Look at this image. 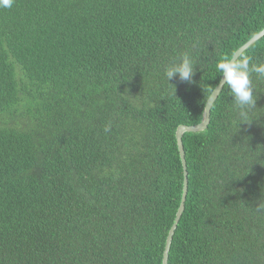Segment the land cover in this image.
Instances as JSON below:
<instances>
[{
    "label": "trees",
    "instance_id": "1",
    "mask_svg": "<svg viewBox=\"0 0 264 264\" xmlns=\"http://www.w3.org/2000/svg\"><path fill=\"white\" fill-rule=\"evenodd\" d=\"M263 27L264 0L0 8V264H162L183 186L175 130L201 121L215 62ZM186 51L194 82L168 84ZM244 55L264 62V36ZM252 83L250 123L234 125L225 88L206 129L182 135L167 264H264V79Z\"/></svg>",
    "mask_w": 264,
    "mask_h": 264
},
{
    "label": "clouds",
    "instance_id": "2",
    "mask_svg": "<svg viewBox=\"0 0 264 264\" xmlns=\"http://www.w3.org/2000/svg\"><path fill=\"white\" fill-rule=\"evenodd\" d=\"M14 2L15 0H0V8L10 9ZM196 66L195 58L186 51L167 63L163 68V74L167 83L176 77L182 82L193 83ZM214 67L216 74L222 79L219 86L211 87L210 100H214L227 88L236 111V118L233 121L234 125L237 127L240 123H250L253 120L250 116V111L257 108V93L254 90L252 76L255 74L258 78L264 79V62H254L247 55H232L231 58L223 57L217 60ZM214 93L215 98L213 99ZM203 103V111H206L209 108V102L203 101ZM104 131H110V126L106 125ZM257 210L264 211L261 203L257 205Z\"/></svg>",
    "mask_w": 264,
    "mask_h": 264
},
{
    "label": "water",
    "instance_id": "3",
    "mask_svg": "<svg viewBox=\"0 0 264 264\" xmlns=\"http://www.w3.org/2000/svg\"><path fill=\"white\" fill-rule=\"evenodd\" d=\"M263 36H264V27L261 30H259L257 33L252 35L242 45H240L234 51V53L232 55L241 56L242 53L246 49H248L252 44H254L257 40H259ZM221 79L222 78L220 77V80L215 87L219 86ZM214 98H215V93L213 95V99ZM216 98L214 100H210V95L208 96L206 101L209 102V108L206 111L202 112V119L199 123L194 124V125L181 124L175 130V138H176L177 148H178V152H179V156H180L181 164H182V169H183V186H182V194H181L179 205H178L177 210L175 212L173 222H172L171 226L169 227V230H168L167 235H166L164 249L162 252V264H167L170 244H171L172 237H173L174 231L176 229L177 223H178V221L181 217V214L184 210V202H185L186 193H187V170H186L185 153H184V148H183V144H182V135L185 132H200V131H203L204 129H206V127L209 123V120H210V110H211V107H212L214 101L216 100ZM203 110H204V108H203Z\"/></svg>",
    "mask_w": 264,
    "mask_h": 264
}]
</instances>
